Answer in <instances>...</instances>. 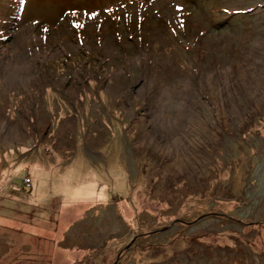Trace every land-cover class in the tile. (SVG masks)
Here are the masks:
<instances>
[{
	"label": "rangeland",
	"instance_id": "374dc122",
	"mask_svg": "<svg viewBox=\"0 0 264 264\" xmlns=\"http://www.w3.org/2000/svg\"><path fill=\"white\" fill-rule=\"evenodd\" d=\"M4 188L0 264H264V0H0Z\"/></svg>",
	"mask_w": 264,
	"mask_h": 264
},
{
	"label": "crops",
	"instance_id": "0c3cea01",
	"mask_svg": "<svg viewBox=\"0 0 264 264\" xmlns=\"http://www.w3.org/2000/svg\"><path fill=\"white\" fill-rule=\"evenodd\" d=\"M13 92V91H12ZM29 177H30V175L28 174V173H26ZM21 180H22V178H21ZM30 180H31V178H30ZM11 187H10V189L11 190H13V192L15 193V195H17L18 193H21V191H19V190H17V189H13V187H12V185H10ZM31 187V186H30ZM29 187V188H30ZM17 188H19V189H21V190H23L24 191V189H27V188H24L22 185H20L19 184V186H17ZM0 194L1 195H4V196H8L9 195V191L7 190V189H3V190H1L0 191ZM16 198H18V196H15ZM24 197V196H23ZM29 201L30 202H35L36 204H38V205H41L42 204V202H41V198H39V197H35V196H31L30 198H29ZM27 215H29L30 216V213H27ZM20 216H24V217H26L24 214H20ZM31 217V219H33V217L32 216H30ZM0 221H2V222H6V223H9V224H11V223H13L14 225H16V224H18L17 223V221H16V219H14V218H12L11 216H9V217H0ZM26 223V221L25 220H22V223L21 224H18V228L20 229L21 228V225L22 224H25L24 222ZM31 223V222H30ZM27 224H29V221H27ZM32 224V223H31ZM27 227H29V226H27ZM28 229V228H27ZM30 229H32V230H29V232H31V234H34L33 233V228H30ZM0 239H1V237H0Z\"/></svg>",
	"mask_w": 264,
	"mask_h": 264
},
{
	"label": "built area",
	"instance_id": "2783aa9c",
	"mask_svg": "<svg viewBox=\"0 0 264 264\" xmlns=\"http://www.w3.org/2000/svg\"><path fill=\"white\" fill-rule=\"evenodd\" d=\"M22 181L25 184L26 187H29V183H30V178L28 176H23L22 177Z\"/></svg>",
	"mask_w": 264,
	"mask_h": 264
},
{
	"label": "bare ground",
	"instance_id": "6f19581e",
	"mask_svg": "<svg viewBox=\"0 0 264 264\" xmlns=\"http://www.w3.org/2000/svg\"><path fill=\"white\" fill-rule=\"evenodd\" d=\"M26 176H28L27 174H26ZM29 177V176H28ZM30 178V177H29ZM20 185H24L25 186V184L23 183V181L21 180V182H20ZM29 187L31 186V180H30V183H29V185H28ZM29 187H27V188H29Z\"/></svg>",
	"mask_w": 264,
	"mask_h": 264
},
{
	"label": "trees",
	"instance_id": "16d2710c",
	"mask_svg": "<svg viewBox=\"0 0 264 264\" xmlns=\"http://www.w3.org/2000/svg\"><path fill=\"white\" fill-rule=\"evenodd\" d=\"M56 60V59H55ZM74 110L76 111V109L74 108Z\"/></svg>",
	"mask_w": 264,
	"mask_h": 264
}]
</instances>
